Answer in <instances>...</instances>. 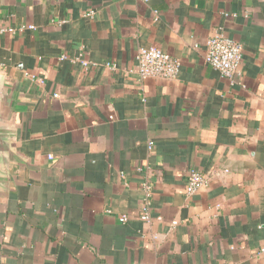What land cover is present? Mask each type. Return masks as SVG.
Listing matches in <instances>:
<instances>
[{
  "label": "crops",
  "instance_id": "crops-1",
  "mask_svg": "<svg viewBox=\"0 0 264 264\" xmlns=\"http://www.w3.org/2000/svg\"><path fill=\"white\" fill-rule=\"evenodd\" d=\"M2 25L0 264H264V0H10ZM217 33L236 83L206 62ZM150 46L177 78L138 76Z\"/></svg>",
  "mask_w": 264,
  "mask_h": 264
},
{
  "label": "built area",
  "instance_id": "built-area-1",
  "mask_svg": "<svg viewBox=\"0 0 264 264\" xmlns=\"http://www.w3.org/2000/svg\"><path fill=\"white\" fill-rule=\"evenodd\" d=\"M227 15H229L227 13ZM32 29V25H23L19 30ZM15 28L10 26H0V34L14 33ZM61 60H70L72 62H81L85 66L89 65L86 59L81 56L69 57L62 55ZM206 62L217 70L220 75L227 78L232 83H236L240 75V67L243 61V46L233 38L217 33L207 40V51L205 56ZM135 63L137 66V74L141 79L146 78H170L175 79L179 76L182 62L173 57L168 52L156 47H141L135 55ZM153 142L149 143L151 149ZM210 177L197 169H190L187 175L186 192L193 195L202 187L209 185ZM146 189V206L143 208L142 219L149 218V198L151 197L150 185H145ZM128 220L126 215L120 216L121 222ZM264 254V248L259 252Z\"/></svg>",
  "mask_w": 264,
  "mask_h": 264
},
{
  "label": "water",
  "instance_id": "water-1",
  "mask_svg": "<svg viewBox=\"0 0 264 264\" xmlns=\"http://www.w3.org/2000/svg\"><path fill=\"white\" fill-rule=\"evenodd\" d=\"M10 0H0V6L4 7ZM15 92L12 89V81L0 68V162L5 160L6 152L11 148L13 139L10 126L4 116L3 108L13 107Z\"/></svg>",
  "mask_w": 264,
  "mask_h": 264
}]
</instances>
